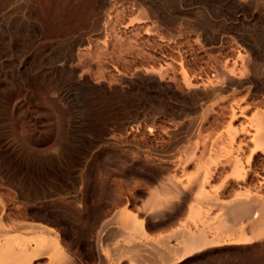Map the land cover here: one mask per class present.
Segmentation results:
<instances>
[{
    "label": "rangeland",
    "instance_id": "374dc122",
    "mask_svg": "<svg viewBox=\"0 0 264 264\" xmlns=\"http://www.w3.org/2000/svg\"><path fill=\"white\" fill-rule=\"evenodd\" d=\"M239 32L255 41L254 53ZM263 73L264 0H0V241L35 246L30 238L58 236L85 264H101L96 254L125 244L117 230L131 231L132 215L164 253L148 264H264V235L238 241L252 236L251 220L235 224L226 208L237 198L264 201L260 151L243 152L253 165L244 180L219 142L212 156L225 158L208 198L191 191L166 218L148 211L160 172L183 174L155 151L170 142L186 157L196 146L184 165L196 176L211 161L210 123L224 128L232 110L237 127L264 120V90L220 81ZM200 106L210 107L201 135L166 133L184 119L178 113ZM185 231L209 243L170 249L182 247Z\"/></svg>",
    "mask_w": 264,
    "mask_h": 264
},
{
    "label": "bare ground",
    "instance_id": "6f19581e",
    "mask_svg": "<svg viewBox=\"0 0 264 264\" xmlns=\"http://www.w3.org/2000/svg\"><path fill=\"white\" fill-rule=\"evenodd\" d=\"M237 36L242 46L247 48V51L254 53V50L256 49L255 47L256 45H254L255 41L248 34L244 32H239ZM245 72L248 73V69ZM247 77H248L247 79H241V78L239 79V78H236L235 76H231L230 74V77L223 78L220 82L224 88L225 87L229 88L234 85L237 87L238 86L243 87V85L249 84V85H254L257 91L264 90V73L261 75L260 79L258 80L250 78L249 76ZM220 82L218 80L212 83H215L217 85V83H220ZM222 85H221V88H223ZM204 107L200 106V108H197V109L195 107L194 111H192V109L191 111L190 110L185 111L186 109L183 110L182 112L180 111L181 113H178L177 116L181 117V119L182 118L184 119L180 121V123L176 122V128H174V130H171V131L167 130L166 133L174 135V136L182 134L183 137H190L195 134L197 136L201 135L202 130H204V127L206 126L204 125L203 121L206 119L207 113H209L208 110H210L209 109L210 107H206V108ZM193 112H195L196 114L192 115ZM185 115L187 116L186 118L183 117ZM237 115H238L237 112L235 110H232L228 125L225 126L224 128L222 127L221 129H219L220 125L218 126V124L217 125L215 124L216 122L210 123V126H208V128L213 127L212 129L215 132L213 136H211L212 138L211 141H213L212 146L210 148L208 147L209 155H211L210 156L211 161H209V163H207L206 165L199 167L200 171L194 177L188 176L187 174L188 172H186V168L184 165L188 164L190 161L195 160L196 149H197L196 146H193L194 148L191 149L192 150L191 152L189 151L190 153L188 152L186 157H183L179 149L176 148L177 144L173 146L171 145L169 146L170 142L168 143L169 147L168 146L167 148L162 147L155 151L154 154L158 157L161 164H164L163 162L165 161L166 163L167 162L176 163L174 165L176 167L177 166L180 167L183 171V174L180 176L176 174L166 175L163 172H160L159 175L157 174L159 177L157 180H160L159 190L155 192L154 195H152V197L150 198L149 200L150 207L148 210L150 212L152 211L151 213L154 215L153 217H155L156 219L157 218L160 219V218H166L169 215L171 216L173 214H179L180 211H182L184 208L183 207L181 210V207L188 201V199H190L189 193L191 191H199V194H198L199 201L203 200L204 198L209 197V195L206 193V187L207 185H210L211 179L216 177V174L214 173L217 170V168H220L218 167V165L221 163L220 161L221 159L218 160L221 155L218 156L217 154L218 158L216 159L217 150H220V149H217L219 147L216 148V145L219 142L221 143V145H223L224 143L228 144V146L224 144L227 147L223 146L224 148L223 150L226 151V158H227L226 161L233 166L234 173L237 174L238 176H241L244 180L251 177L252 171H253V165L251 163L252 160L247 159V161L243 162V159L241 158V156L243 152L246 151V148L247 149L249 148L248 150L251 151V152L249 151L251 154H255V152H258V151L264 154V120L260 118L262 119L260 120V123H256L254 120V125H253L252 121L255 118L252 117L253 118L252 121L250 120L252 123H249V125H247V123L242 124L239 127H237V125L235 126L233 123V120L237 117ZM215 129H217V131H215ZM210 134L208 135L210 136ZM240 134L244 135V137L240 138V136H242ZM204 138L205 136H203V139ZM205 149L206 148L203 149L202 154H206ZM223 150L221 149V151ZM145 151L150 152L149 149H146ZM214 152H216L215 157L212 156L213 155L212 153ZM222 154H225V153L222 152ZM221 157L225 158L224 155H222ZM198 161H200V159ZM221 168L225 169V166H222ZM226 208H227V215L230 217V219L235 224L244 219L251 220L252 236L244 234L242 235V237L238 239V241H251L252 239L256 237L264 235V201L263 200L255 199V198L250 199L247 197L241 198V199L237 198V200L231 201L230 205L228 207L226 206ZM257 210L261 211L259 214L260 215L259 217L257 216ZM15 223H14V226L17 224ZM20 223L22 222H19V224ZM127 224H128L127 227H131L132 229L131 231L125 230L123 228L117 230L121 232V234L117 233V235L118 234L119 236L122 235L125 240V244H122L119 247L117 246V249L119 248L118 253H115L114 255L112 253L110 254V253H104V252H100L96 254V259L101 264H111V263L113 264H148L147 263L148 257L151 256L149 254L153 253L155 250H158V246L156 244L157 241L155 242L153 239H151L146 234L145 227H144L145 226L144 220L139 223V221H137V219L134 216L130 215L129 217H127ZM24 225H26V223ZM124 225L126 224L124 223ZM20 226L22 229V224ZM103 229L106 230L108 234L115 235L112 229L111 230L113 233H110L111 230L109 226H106ZM184 233L185 235L186 234L187 235L182 241H180L182 247L177 248V246L171 247L170 245L171 247L170 249L173 248L176 250V252H178V250L179 252H186L189 250H193L195 248H199V247L201 248L203 245H206L209 243L207 235L206 236L204 235L206 233L200 236L190 235L189 232L187 231H185ZM28 239L25 237H22V238L19 237L13 240H7V241L5 240L6 242L0 241V264H44L42 263L43 260H45L46 262L45 264H85L77 255H75V253L72 250H70V248L68 247L69 245H65V243L61 241L58 236L37 235L34 238H30V240L36 239L35 241H37V244H35V246H32ZM167 245L169 247V244ZM124 252H128V255H125L126 253L124 254ZM145 252L148 254H146ZM160 253H162V251ZM113 257L115 258L112 259Z\"/></svg>",
    "mask_w": 264,
    "mask_h": 264
}]
</instances>
